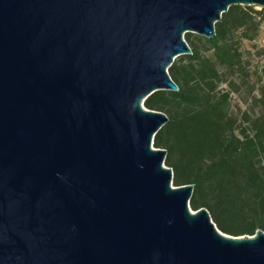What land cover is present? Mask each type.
<instances>
[{
  "label": "water",
  "instance_id": "1",
  "mask_svg": "<svg viewBox=\"0 0 264 264\" xmlns=\"http://www.w3.org/2000/svg\"><path fill=\"white\" fill-rule=\"evenodd\" d=\"M231 5L264 0H0V264H264L153 146L168 67Z\"/></svg>",
  "mask_w": 264,
  "mask_h": 264
},
{
  "label": "trees",
  "instance_id": "2",
  "mask_svg": "<svg viewBox=\"0 0 264 264\" xmlns=\"http://www.w3.org/2000/svg\"><path fill=\"white\" fill-rule=\"evenodd\" d=\"M263 21V9L231 5L212 38L185 33L191 54L167 69L178 90L142 102L168 118L152 141L166 150L172 184H192L190 208L232 236L264 231V75L251 70L249 48Z\"/></svg>",
  "mask_w": 264,
  "mask_h": 264
},
{
  "label": "rangeland",
  "instance_id": "3",
  "mask_svg": "<svg viewBox=\"0 0 264 264\" xmlns=\"http://www.w3.org/2000/svg\"><path fill=\"white\" fill-rule=\"evenodd\" d=\"M258 8V7H256ZM193 35H196L192 33ZM184 38V36H183ZM262 39H264V21L261 25V33L260 36L256 40V48L253 46H249L250 53H251V70L255 71L257 75H264V54L261 56H256V50L261 46L263 48V42ZM248 45V44H247ZM264 49V48H263Z\"/></svg>",
  "mask_w": 264,
  "mask_h": 264
},
{
  "label": "built area",
  "instance_id": "4",
  "mask_svg": "<svg viewBox=\"0 0 264 264\" xmlns=\"http://www.w3.org/2000/svg\"><path fill=\"white\" fill-rule=\"evenodd\" d=\"M262 42H263V48H264V39H262Z\"/></svg>",
  "mask_w": 264,
  "mask_h": 264
}]
</instances>
